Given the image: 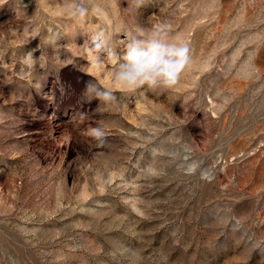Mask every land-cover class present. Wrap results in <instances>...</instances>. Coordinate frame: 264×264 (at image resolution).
<instances>
[{"label": "rangeland", "instance_id": "374dc122", "mask_svg": "<svg viewBox=\"0 0 264 264\" xmlns=\"http://www.w3.org/2000/svg\"><path fill=\"white\" fill-rule=\"evenodd\" d=\"M73 2L0 0V264H264V0ZM161 22L191 66L122 91L93 37Z\"/></svg>", "mask_w": 264, "mask_h": 264}, {"label": "clouds", "instance_id": "9594fccd", "mask_svg": "<svg viewBox=\"0 0 264 264\" xmlns=\"http://www.w3.org/2000/svg\"><path fill=\"white\" fill-rule=\"evenodd\" d=\"M142 4V3H141ZM140 5V4H139ZM138 5V6H139ZM94 10L102 14L97 6ZM90 9L83 0H74L71 15L76 18L85 17ZM172 25L161 22L150 28L137 26L129 37L122 56H117L107 43V38L98 33L93 37L94 49H99L97 62L104 57L116 59L113 79L124 92H135L141 88L173 89L181 81L182 75L191 66L192 58L188 44L171 35ZM89 99L99 101V107L107 108L119 103V97L111 89L98 85H90L87 89ZM88 135L101 143L106 138L103 127H92Z\"/></svg>", "mask_w": 264, "mask_h": 264}]
</instances>
